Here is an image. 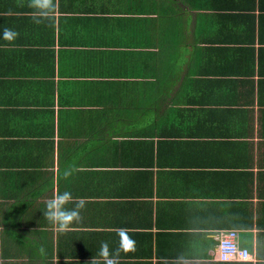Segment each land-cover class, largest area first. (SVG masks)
<instances>
[{
  "label": "crops",
  "instance_id": "1",
  "mask_svg": "<svg viewBox=\"0 0 264 264\" xmlns=\"http://www.w3.org/2000/svg\"><path fill=\"white\" fill-rule=\"evenodd\" d=\"M188 1L58 0L36 24L0 0V163L28 166L0 167V264H91L102 242L118 264H264V0ZM64 191L86 204L60 232ZM225 231L249 260H218Z\"/></svg>",
  "mask_w": 264,
  "mask_h": 264
},
{
  "label": "clouds",
  "instance_id": "2",
  "mask_svg": "<svg viewBox=\"0 0 264 264\" xmlns=\"http://www.w3.org/2000/svg\"><path fill=\"white\" fill-rule=\"evenodd\" d=\"M58 0H29L28 7L33 10L32 21L41 24L45 20L51 19L57 10ZM5 35H18L11 29H4ZM71 175V171L64 173L65 178ZM74 204L73 208H67L66 205ZM86 201L83 198L75 199L68 191L63 193L54 192L52 197L46 201L43 216L57 228L60 232H65L74 222L82 220L81 210L85 207ZM124 251L131 250L129 245L124 246ZM43 251V249H41ZM98 255L101 260L93 259L91 264H118V253H113L106 242L101 243Z\"/></svg>",
  "mask_w": 264,
  "mask_h": 264
},
{
  "label": "trees",
  "instance_id": "3",
  "mask_svg": "<svg viewBox=\"0 0 264 264\" xmlns=\"http://www.w3.org/2000/svg\"><path fill=\"white\" fill-rule=\"evenodd\" d=\"M196 1L197 0H195V1L189 0L188 3H187V6H185V7L187 9H190V11H193L194 9L200 10L203 7V5H202V3H198ZM250 3H251L250 0H232L231 3H230V6L231 7H237L238 10L243 8L245 11H247L248 6L250 5ZM169 12H175V9H173L171 6H169ZM182 12H183V10H181L180 13H182ZM226 32H219L218 36L221 35L220 39H226L227 38L228 34ZM219 42H224V41L220 40ZM250 46H252V45H250ZM112 102L113 103H117L115 101H112ZM114 105H118V104H114ZM123 144L127 145V142L123 141ZM137 146H136V148H133V147L128 148L126 150V152H124L122 150L123 151L122 154L125 157L124 160L131 159V158H134V157L135 158H140L142 156L143 148L140 147L139 144H137ZM17 166L21 167L20 171H15L14 166H12L10 164L4 163V164L1 165V163H0V167L2 169H4L3 170V174L6 175V176L15 175L16 173L26 172L23 167L28 168V166H22V165H17Z\"/></svg>",
  "mask_w": 264,
  "mask_h": 264
},
{
  "label": "built area",
  "instance_id": "4",
  "mask_svg": "<svg viewBox=\"0 0 264 264\" xmlns=\"http://www.w3.org/2000/svg\"><path fill=\"white\" fill-rule=\"evenodd\" d=\"M237 238L236 231H225L218 235L217 257L220 262L250 259L249 251L238 246Z\"/></svg>",
  "mask_w": 264,
  "mask_h": 264
}]
</instances>
